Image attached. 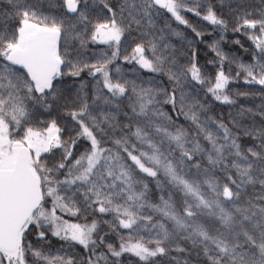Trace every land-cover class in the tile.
<instances>
[{"label":"snow or ice","instance_id":"snow-or-ice-1","mask_svg":"<svg viewBox=\"0 0 264 264\" xmlns=\"http://www.w3.org/2000/svg\"><path fill=\"white\" fill-rule=\"evenodd\" d=\"M0 264H264V0H0Z\"/></svg>","mask_w":264,"mask_h":264},{"label":"trees","instance_id":"trees-1","mask_svg":"<svg viewBox=\"0 0 264 264\" xmlns=\"http://www.w3.org/2000/svg\"><path fill=\"white\" fill-rule=\"evenodd\" d=\"M90 2H91V0H90ZM188 17H189V19L194 20V18L192 17L191 14H188ZM181 29L183 30V26H181ZM188 31H189V35H190V30H188ZM208 31H211V29H208ZM190 38H191V35H190ZM236 38H237L236 36L232 35L231 30H229V33L226 35L221 46L226 52H231V53L237 55L240 59H243L245 62H247L249 59L248 54L244 53L243 50L240 49L239 45H235L233 43V41ZM242 39H244L245 47L246 48L250 47L251 42L247 41L246 38H242ZM199 47L201 49V61L202 62H206V60L212 59L215 56V53H212L210 50H208L204 44H201ZM121 64H122V67L124 68V70L126 72H128L131 69V65L125 64V63H123V61H121ZM232 67H233V75H235V65H233ZM232 87H233V91H235L237 88H239L241 91H247L248 90V89L244 88L242 78L239 82L234 83ZM255 91H259V89L257 88V89H255ZM239 101H240V103L244 104L246 107L258 105L261 102L260 98L258 96L247 97V98L240 97ZM215 107H216L217 113L223 112V114L225 116H227V113L229 111L227 106L221 107V106L217 105ZM237 107H239V105ZM64 218L65 219H72V217H69L67 215H65ZM105 231H107L106 227H105ZM57 247H59V245H57ZM125 259H127V257H125Z\"/></svg>","mask_w":264,"mask_h":264}]
</instances>
